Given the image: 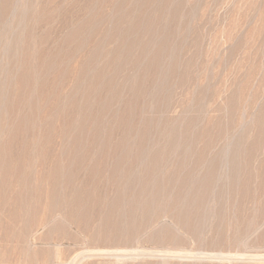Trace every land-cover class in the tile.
<instances>
[{"label":"rangeland","instance_id":"obj_1","mask_svg":"<svg viewBox=\"0 0 264 264\" xmlns=\"http://www.w3.org/2000/svg\"><path fill=\"white\" fill-rule=\"evenodd\" d=\"M7 1L8 12L0 15V54H5L0 55V161L10 163L0 168V264H264V0ZM160 156L170 162H197L200 167L204 163L202 170L213 164L214 183L187 192L180 206L175 200L179 188L171 185L166 190L161 187V204L152 210L131 209L127 203L121 205L124 210L112 209L121 193L118 187L126 180L114 177L115 161H164ZM60 160L65 181L80 185L84 178L83 187L90 180V194L99 195V205L88 207L89 216L77 218L74 224L69 209L52 213L47 222L40 215L33 220L26 209L17 213L14 201L35 204L38 197L23 185L31 177L17 182L15 166L28 170L34 164L22 161L48 167ZM237 161L242 164L239 181L233 180L232 164ZM110 219L119 221L114 232L109 230L112 222L108 227Z\"/></svg>","mask_w":264,"mask_h":264},{"label":"bare ground","instance_id":"obj_2","mask_svg":"<svg viewBox=\"0 0 264 264\" xmlns=\"http://www.w3.org/2000/svg\"><path fill=\"white\" fill-rule=\"evenodd\" d=\"M16 1V0H15ZM36 1V0H35ZM51 1V0H50ZM53 1V0H52ZM143 1V0H142ZM166 1V0H165ZM164 1V2H165ZM9 3H10V1H9ZM147 4V3H146ZM13 5V4H12ZM36 5V4H35ZM145 5V4H144ZM30 6V5H29ZM33 6V5H32ZM18 8V7H17ZM24 8V7H23ZM7 9H9V7H8V1L6 0H0V15H1V13H5V11H7ZM39 10H42V9H39ZM36 11V10H35ZM8 12V11H7ZM13 14V13H12ZM147 14H148V11H147ZM139 15V14H138ZM7 16V15H6ZM19 16V15H18ZM47 16V15H46ZM49 16V15H48ZM142 16V15H141ZM3 17V16H2ZM5 17V16H4ZM32 17V16H31ZM57 17V16H56ZM108 17V16H107ZM140 17V16H139ZM148 17V16H147ZM24 18V17H23ZM35 18V17H34ZM52 18V17H51ZM137 18V17H136ZM151 18V17H150ZM1 19H3V18H1ZM0 19V20H1ZM6 19V18H5ZM27 19V18H26ZM36 19V18H35ZM38 19V18H37ZM50 19V18H49ZM133 19V18H132ZM138 19V18H137ZM140 19V18H139ZM142 19V18H141ZM46 20V19H45ZM48 21V20H47ZM138 21V20H137ZM146 21V20H145ZM139 22H141V21H139ZM147 22V21H146ZM14 24H16V22L14 23ZM142 24V23H141ZM3 25V24H2ZM42 25V24H41ZM87 25V24H86ZM148 25V24H147ZM52 26V25H51ZM56 26V25H55ZM69 26V25H68ZM144 26V25H143ZM92 27V26H91ZM111 27V26H110ZM156 27V26H155ZM81 28V27H80ZM89 28V27H88ZM106 28H108V27H106ZM150 28V27H149ZM153 28V27H152ZM51 29V28H50ZM63 29H65V27L63 28ZM67 29V28H66ZM105 29V28H104ZM148 29V28H147ZM155 29V28H154ZM159 29V28H158ZM75 30V29H74ZM84 30V29H83ZM90 30V29H89ZM106 30V29H105ZM111 30H112V28H111ZM135 30V29H134ZM146 30V29H145ZM156 30V29H155ZM56 31V30H55ZM86 31V30H85ZM94 31V30H93ZM114 31V30H113ZM8 32V31H7ZM34 32V31H33ZM96 32V31H95ZM94 32V33H95ZM109 32V31H108ZM141 32H142V30H141ZM31 33V32H30ZM45 33H47V32H45ZM85 33V32H84ZM111 33H112V31H111ZM127 33V32H126ZM145 33V32H144ZM171 33V32H170ZM1 34V33H0ZM44 34V33H43ZM80 34V33H79ZM143 34V33H142ZM153 34V33H152ZM169 34V33H168ZM16 35V34H15ZM48 35V34H47ZM67 35H68V33H67ZM123 35V34H122ZM160 35V34H159ZM35 36V35H34ZM79 36H81V35H79ZM89 36V35H88ZM93 36V35H92ZM165 36V35H164ZM40 37V36H39ZM86 37V36H85ZM84 37V38H85ZM156 37V36H155ZM161 37V36H160ZM159 37V38H160ZM15 38H17V37H15ZM63 38V37H62ZM66 38V37H65ZM81 38V37H80ZM83 38V37H82ZM121 38V37H120ZM166 38H168V37H166ZM165 38V39H166ZM13 39V38H12ZM26 39H28V38H26ZM25 39V40H26ZM91 39V38H90ZM142 39H144V38H142ZM141 39V40H142ZM158 39V38H157ZM162 39V38H161ZM77 40V39H76ZM88 40V39H87ZM82 41V40H81ZM92 41V40H91ZM121 41V40H120ZM124 41V40H123ZM129 41V40H128ZM127 41V42H128ZM165 41H167V40H165ZM1 42H2V40H1ZM78 42V41H77ZM103 42H105V41H102V43ZM130 42V41H129ZM136 42V41H135ZM143 42V41H142ZM160 42H161V40H160ZM12 43V42H11ZM24 43V42H23ZM64 43V42H63ZM82 43V42H81ZM92 43V42H91ZM145 43H147V42H145ZM159 43V42H158ZM162 43V42H161ZM18 44V43H17ZM27 44V43H26ZM43 44V43H42ZM119 44V43H118ZM120 44H121V42H120ZM138 44V43H137ZM153 44V43H152ZM74 45H76V44H74ZM86 45V44H85ZM92 45H94V44H92ZM131 45H132V42H131ZM140 45V44H139ZM142 45V44H141ZM158 45V44H157ZM159 45H160V43H159ZM166 45V44H165ZM167 45H168V43H167ZM1 46V45H0ZM44 46V45H43ZM55 46V45H54ZM66 46V45H65ZM107 46V45H106ZM61 47V46H60ZM97 47H99V46H97ZM103 47V46H102ZM136 47V46H135ZM152 47V46H151ZM23 48H24V46H23ZM35 48V47H34ZM62 48V47H61ZM66 48H68V47H66ZM80 48V47H79ZM116 48H117V46H116ZM121 48V47H120ZM133 48V47H132ZM158 48V47H157ZM167 48V47H166ZM43 49V48H42ZM57 49H59V48H57ZM91 49H93V48H91ZM138 49V48H137ZM141 49H143V48H141ZM148 49V48H147ZM159 49H160V47H159ZM56 50V49H55ZM69 50H70V48H69ZM95 50V49H94ZM96 50H97V48H96ZM112 50V49H111ZM156 50H158V49H156ZM11 51V50H10ZM19 51V50H18ZM86 51V50H85ZM89 51V50H88ZM22 52H23V50H22ZM32 52V51H31ZM44 52V51H43ZM105 52V51H104ZM110 52V51H109ZM114 52H115V50H114ZM124 52V51H123ZM122 52V53H123ZM127 52H129V51H127ZM132 52V51H131ZM153 52V51H152ZM160 52V51H159ZM54 53V52H53ZM89 53V52H88ZM107 53V52H106ZM121 53V52H120ZM130 53V52H129ZM146 53V52H145ZM158 53V52H157ZM19 54V53H18ZM79 54V53H78ZM112 54V53H111ZM114 54V53H113ZM127 54V53H126ZM131 54V53H130ZM137 54V53H136ZM152 54V53H151ZM169 54V53H168ZM173 54V53H172ZM0 55H3V54H0ZM5 55V54H4ZM3 55V56H4ZM17 55V54H16ZM90 55V54H89ZM108 55H110V54H108ZM115 55V54H114ZM123 55V54H122ZM135 55V54H134ZM155 55V54H154ZM34 56V55H33ZM72 56V55H71ZM87 56V55H86ZM102 56V55H101ZM112 55H110V57H111ZM126 56V55H125ZM148 56H149V54H148ZM13 57V56H12ZM11 57V58H12ZM19 57V56H18ZM41 57V56H40ZM50 57V56H49ZM53 57V56H52ZM57 57V56H56ZM55 57V58H56ZM77 57V56H76ZM104 56H102V58H103ZM105 57H106V55H105ZM138 57H139V55H138ZM155 57V56H154ZM158 57V56H157ZM5 58V57H4ZM22 58V57H21ZM28 58H30V57H28ZM32 58V57H31ZM85 58V57H84ZM97 58V57H96ZM120 58V57H119ZM135 58H137V57H135ZM159 58V57H158ZM125 59V58H124ZM128 59V58H127ZM126 59V60H127ZM40 60V59H39ZM49 60V59H48ZM59 60V59H58ZM134 60V59H133ZM155 60H157V59H155ZM12 61V60H11ZM88 61V60H87ZM90 61V60H89ZM103 61V60H102ZM108 61V60H107ZM131 61V60H130ZM144 61V60H143ZM160 61V60H159ZM10 62V61H9ZM19 62V61H18ZM97 62V61H96ZM124 62V61H123ZM132 62V61H131ZM141 62V61H140ZM157 62V61H156ZM85 63V62H84ZM126 63V62H125ZM1 64V63H0ZM55 64V63H54ZM123 64V63H122ZM128 64H130V63H128ZM136 64V63H135ZM146 64V63H145ZM35 65V64H34ZM52 64H50V66H51ZM80 65V64H79ZM84 65V64H83ZM96 65V64H95ZM104 65V64H103ZM113 65V64H112ZM118 65V64H117ZM124 65V64H123ZM127 65V64H126ZM137 65V64H136ZM154 65V64H153ZM159 65V64H158ZM47 66V65H46ZM49 66V65H48ZM47 66V67H48ZM106 66V65H105ZM146 66V65H145ZM18 67V66H17ZM17 67H16V69H17ZM53 67V66H52ZM89 67V66H88ZM97 67V66H96ZM95 67V68H96ZM128 67H129V65H128ZM22 68V67H21ZM32 68V67H31ZM81 68V67H80ZM92 68V67H91ZM103 68V67H102ZM101 68V70H103ZM119 68V67H118ZM124 68V67H123ZM122 68V69H123ZM148 68H150V67H148ZM147 68V69H148ZM15 69V68H14ZM49 69V68H48ZM65 69V68H64ZM109 69V68H108ZM113 69H115V68H113ZM117 69V68H116ZM125 69V68H124ZM123 69V70H124ZM132 69H134V68H132ZM136 69V68H135ZM134 69V70H135ZM146 69V70H147ZM105 70V69H104ZM154 70V69H153ZM4 71V70H3ZM7 71H8V69H7ZM14 71V70H13ZM63 71H65V70H63ZM78 71V70H77ZM81 71V70H80ZM97 71V70H96ZM118 71H120V70H118ZM127 71V70H126ZM130 71V70H129ZM148 71V70H147ZM5 72V71H4ZM98 72V71H97ZM101 72V71H100ZM156 72V71H155ZM8 73V72H7ZM65 73V72H64ZM78 73V72H77ZM93 73V72H92ZM107 73V72H106ZM121 73V72H120ZM126 73V72H125ZM140 73V72H139ZM148 73V72H147ZM162 73V72H161ZM16 74V73H15ZM97 74V73H96ZM104 74V73H103ZM102 74V75H103ZM118 74V73H117ZM157 74H159L158 72H157ZM7 75V74H6ZM13 75V74H12ZM11 75V76H12ZM86 75V74H85ZM100 75H101V73H100ZM140 75V74H139ZM151 75V74H150ZM64 76V75H63ZM124 76V75H123ZM130 76H132V75H130ZM129 76V77H130ZM148 76H149V74H148ZM89 77V76H88ZM98 77V76H97ZM106 77V76H105ZM118 77V76H117ZM137 77V76H136ZM141 77V76H140ZM13 78H14V76H13ZM62 78H64V77H62ZM100 78V77H99ZM131 78V77H130ZM153 78V77H152ZM151 78V79H152ZM15 79V78H14ZM98 79V78H97ZM107 79V78H106ZM124 79V78H123ZM122 79V80H123ZM139 79V78H138ZM162 79V78H161ZM9 80V79H8ZM57 80V79H56ZM60 80V79H59ZM65 80V79H64ZM79 80H81L80 78H79ZM103 80V79H102ZM121 80V81H122ZM140 80V79H139ZM148 80V79H147ZM164 80V79H163ZM162 80V81H163ZM46 81V80H45ZM82 81V80H81ZM98 81V80H97ZM101 81V80H100ZM120 81V80H119ZM136 81V80H135ZM151 81V80H150ZM52 82H53V80H52ZM85 82H86V80H85ZM114 82V81H113ZM130 82V81H129ZM147 82V81H146ZM161 82V81H160ZM165 82V81H164ZM163 82V83H164ZM57 83H58V80H57ZM91 83V82H90ZM117 83V82H116ZM121 83V82H120ZM126 83V82H125ZM155 83V82H154ZM159 83V82H158ZM157 83V84H158ZM56 84V83H55ZM78 84H79V82H78ZM144 84H145V82H144ZM147 84H148V82H147ZM161 84H162V82H161ZM171 84V83H170ZM19 85V84H18ZM60 85V84H59ZM97 85V84H96ZM95 85V86H96ZM117 85V84H116ZM124 85H126V84H124ZM137 85V84H136ZM152 85V84H151ZM158 85H160V84H158ZM20 86V85H19ZM85 86V85H84ZM170 86V85H169ZM10 87V86H9ZM58 87V86H57ZM88 87V86H87ZM86 87V88H87ZM117 87V86H116ZM171 87V86H170ZM14 88V87H13ZM48 88V87H47ZM79 88V87H78ZM125 88V87H124ZM139 88V87H138ZM151 88V87H150ZM159 88V87H158ZM68 88H66V90H67ZM83 89V88H82ZM101 89V88H100ZM99 89V90H100ZM143 89V88H142ZM153 89V88H152ZM18 90V89H17ZM55 90V89H54ZM61 90V89H60ZM98 90V89H97ZM136 90V89H135ZM145 90V89H144ZM154 90V89H153ZM6 91V90H5ZM29 91V90H28ZM83 91V90H82ZM107 91V90H106ZM111 91V90H110ZM172 91V90H171ZM59 92V91H58ZM58 92L56 93V94H58ZM66 92V91H65ZM86 92H88V91H86ZM95 92H96V88H95ZM95 92H92V93H94L95 94ZM103 92V91H102ZM101 92V93H102ZM114 92H116V91H114ZM128 92H129V89H128ZM130 92H132V91H130ZM134 92V91H133ZM155 92V91H154ZM162 92V91H161ZM169 92H170V90H169ZM61 93V92H60ZM64 93V92H63ZM77 93V92H76ZM127 93V92H126ZM139 93V92H138ZM74 94V93H73ZM72 94V95H73ZM82 94V93H81ZM107 94V93H106ZM105 94V95H106ZM117 94V93H116ZM120 94V93H119ZM159 94V93H158ZM162 94V93H161ZM59 95V94H58ZM62 95V94H61ZM92 95V94H91ZM99 95H100V93H99ZM128 95V94H127ZM132 95V94H131ZM135 95V94H134ZM169 95H170V93H169ZM80 96V95H79ZM97 96V95H96ZM101 96H102V94H101ZM159 96H161V95H159ZM8 97V96H7ZM46 97V96H45ZM90 97V96H89ZM92 97V96H91ZM117 97V96H116ZM133 97V96H132ZM132 97H131V99H132ZM136 97V96H135ZM138 97V96H137ZM147 97V96H146ZM78 98V97H77ZM86 98V97H85ZM128 98V97H127ZM90 99V98H89ZM110 99V98H109ZM170 99V98H169ZM169 99H166V100H169ZM2 100V99H1ZM60 100V99H59ZM72 100V99H71ZM76 100H78V99H76ZM88 100V99H87ZM162 100H163V98H162ZM3 101V100H2ZM74 101V100H73ZM94 101V100H93ZM92 101V102H93ZM102 101V100H101ZM110 101V100H109ZM130 101V100H129ZM144 101V100H143ZM153 101V100H152ZM32 102V101H31ZM62 102H63V100H62ZM107 102V101H106ZM128 102V101H127ZM141 102V101H140ZM162 102V101H161ZM86 103H88V102H86ZM95 103V102H94ZM101 103V102H100ZM165 103H167V102H165ZM5 104V103H4ZM60 104V103H59ZM64 104V103H63ZM73 104H74V102H73ZM82 104V103H81ZM96 104V103H95ZM103 104V103H102ZM111 104H112V102H111ZM119 104V103H118ZM121 104V103H120ZM142 104V103H141ZM141 104H139V105H141ZM68 105V104H67ZM76 105H78V104H76ZM87 105V104H86ZM97 105H99V104H97ZM108 105H109V103H108ZM123 105V104H122ZM125 105V104H124ZM146 105V104H145ZM149 105V104H148ZM163 105V104H162ZM171 105V104H170ZM62 106V105H61ZM60 106V107H61ZM153 106V105H152ZM44 107V106H43ZM68 107V106H67ZM90 107V106H89ZM96 107V106H95ZM4 108V107H3ZM26 108V107H25ZM47 108V107H46ZM87 108V107H86ZM117 108V107H116ZM120 108V107H119ZM76 109H77V107H76ZM97 109V108H96ZM99 109H101L102 110V108H99ZM136 109V108H135ZM138 109V108H137ZM163 109V108H162ZM6 110V109H5ZM4 110V111H5ZM22 110V109H21ZM69 110V109H68ZM72 110V109H71ZM70 110V111H71ZM83 110H86L85 108H83ZM119 110V109H118ZM150 110V109H149ZM152 110V109H151ZM23 111V110H22ZM65 111V110H64ZM99 111V110H98ZM112 111V110H111ZM62 112H63V109H62ZM93 112H94V110H93ZM140 112V111H139ZM145 112H147V111H145ZM160 112V111H159ZM5 113V112H4ZM64 113V112H63ZM67 113V112H66ZM73 114H74V112H72ZM83 113V112H82ZM96 113V112H95ZM99 113H101V112H99ZM149 113V112H148ZM165 113H166V111H165ZM57 114V113H56ZM69 114H71L70 112H69ZM94 114V113H93ZM127 114V113H126ZM135 114V113H134ZM145 114V113H144ZM62 115V114H61ZM81 115V114H80ZM115 115V114H114ZM151 115V114H150ZM258 115V114H257ZM26 116V115H25ZM90 116V115H89ZM102 116H104V114L102 115ZM124 116V115H123ZM134 116V115H133ZM167 116V115H166ZM24 117V116H23ZM22 117V118H23ZM61 117V116H60ZM60 117H59V119H60ZM69 117V116H68ZM76 117V116H75ZM100 117V116H99ZM106 117V116H105ZM115 117V116H114ZM147 117V116H146ZM158 117V116H157ZM67 118V117H66ZM111 118V117H110ZM131 118V117H130ZM169 118V117H168ZM43 119V118H42ZM102 119V118H101ZM137 119V118H136ZM170 119V118H169ZM172 119V118H171ZM18 120V119H17ZM26 120V119H25ZM100 120V119H99ZM110 120V119H109ZM109 120H107V121H109ZM157 120H159L158 118H157ZM168 120V119H167ZM23 121V120H22ZM98 121V120H97ZM106 121V119L104 120V122ZM117 121V120H116ZM171 121V120H170ZM169 121V122H170ZM173 121V120H172ZM171 121V122H172ZM175 121H177V120H175ZM174 121V122H175ZM56 122V121H55ZM95 122V121H94ZM155 122H156V120H155ZM173 122V123H174ZM178 122V121H177ZM177 122H176V125L175 126H177ZM194 122V121H193ZM32 123V122H31ZM76 123V122H75ZM78 123V122H77ZM103 123V122H102ZM113 123V122H112ZM154 123V122H153ZM157 123V122H156ZM192 123V122H191ZM104 124V123H103ZM102 124V125H103ZM126 124V123H125ZM133 124V123H132ZM163 124V123H162ZM166 124V123H165ZM66 125V124H65ZM64 125V126H65ZM88 125H89V123H88ZM95 125V124H94ZM101 125V127H103ZM111 125V124H110ZM116 125V124H115ZM142 125V124H141ZM179 125V124H178ZM187 125V124H186ZM32 126V125H31ZM78 126V125H77ZM150 126V125H149ZM156 126V125H155ZM165 126V125H164ZM173 126V125H172ZM49 127V126H48ZM66 127V126H65ZM86 127V126H85ZM138 127V126H137ZM174 127V126H173ZM63 128V127H62ZM90 128V127H89ZM99 128V127H98ZM48 129V128H47ZM64 129V128H63ZM112 129V128H111ZM126 129V128H125ZM137 129V128H136ZM173 129V128H172ZM175 129V128H174ZM68 130V129H67ZM70 130V129H69ZM120 130V129H119ZM122 130V129H121ZM142 130H143V128H142ZM159 130H160V128H159ZM186 130V129H185ZM185 130H183V131H185ZM188 130V129H187ZM5 131V130H4ZM77 131V130H76ZM104 131V130H103ZM108 131V130H107ZM109 131H110V129H109ZM108 131V132H109ZM115 131V130H114ZM123 131V130H122ZM173 131V130H172ZM181 131V130H180ZM1 132V131H0ZM63 132V131H62ZM67 132V131H66ZM71 132V131H70ZM134 132V131H133ZM164 132H165V130H164ZM144 133V132H143ZM167 133V132H166ZM61 134V133H60ZM64 134V133H63ZM69 134V133H68ZM67 134V135H68ZM141 134V133H140ZM163 134V133H162ZM170 134V133H169ZM4 135V134H3ZM81 135V134H80ZM99 135V134H98ZM109 135V134H108ZM138 135V134H137ZM144 135V134H143ZM165 135V134H164ZM168 135V134H167ZM174 135V134H173ZM62 136V135H61ZM126 136H127V138H129V136L126 134ZM175 136V135H174ZM183 136V135H182ZM194 136V135H193ZM84 137V136H83ZM120 137V136H119ZM138 137V136H137ZM171 137V136H170ZM178 137V136H177ZM184 137V136H183ZM197 137V136H196ZM231 137V136H230ZM235 137V136H234ZM142 138V137H141ZM144 138V137H143ZM173 138V137H172ZM81 139V138H80ZM93 139V138H92ZM121 139V138H120ZM124 139V138H123ZM168 139V138H167ZM177 139V138H176ZM175 139V140H176ZM98 140V139H97ZM144 140V139H143ZM143 140H141V141H143ZM160 140V139H159ZM178 140V139H177ZM185 140H187V139H185ZM50 141V140H49ZM117 141V140H116ZM140 141V140H139ZM164 141V140H163ZM192 141H193V139H192ZM25 142V141H24ZM72 142H74V141H72ZM81 142V141H80ZM113 142V141H112ZM123 142H124V140H123ZM165 142V141H164ZM167 142V141H166ZM173 142V141H172ZM239 142V141H238ZM47 143V142H46ZM50 143V142H49ZM131 143V142H130ZM135 143V142H134ZM168 143H170V142H168ZM168 143H165V144H168ZM181 143V142H180ZM72 144V143H71ZM76 144V143H75ZM81 144V143H80ZM112 144V143H111ZM126 144V143H125ZM141 144V143H140ZM144 144V143H143ZM160 144H162V143H160ZM177 144V143H176ZM142 145V144H141ZM173 145V144H172ZM232 145V144H231ZM137 146H139L138 144H137ZM161 146V145H160ZM166 146V145H165ZM173 146H175V145H173ZM184 146V145H183ZM230 146V145H229ZM23 147V146H22ZM51 147H52V145H51ZM122 147V149L124 148L123 147V145L121 146ZM142 147H144V146H142ZM181 147H182V144H181ZM78 148V147H77ZM111 148V147H110ZM163 148H165L164 146H163ZM191 148V147H190ZM5 149V148H4ZM80 149V148H79ZM121 149V150H122ZM133 149H134V147H133ZM137 150H138V147L136 148ZM167 149V148H166ZM178 149V148H177ZM78 150V149H77ZM76 150V151H77ZM100 150V149H99ZM121 150H120V152H121ZM136 150V151H137ZM159 150V149H158ZM161 150V149H160ZM180 150V149H179ZM230 150V149H229ZM233 150V149H232ZM61 151H63V150H61ZM110 151V150H109ZM128 151V150H127ZM126 151V152H127ZM164 152L166 151V150H163ZM173 151V150H172ZM172 151H170V152H172ZM184 151V150H183ZM235 151V150H234ZM15 152V151H14ZM19 153H20V151H18ZM118 152V151H117ZM120 152H119V154H120ZM156 152H158V151H156ZM175 152V151H174ZM197 152V151H196ZM219 152H221V151H219ZM230 152V151H229ZM228 152V153H229ZM28 153V152H27ZM63 153V152H62ZM75 153V152H74ZM82 153V152H81ZM123 153V152H122ZM125 153V152H124ZM124 153H123V155H124ZM152 153V152H151ZM159 153H160V151H159ZM163 153V152H162ZM176 153V152H175ZM178 153V152H177ZM195 153V152H194ZM225 153V152H224ZM6 154V153H5ZM15 154V153H14ZM138 154V153H137ZM141 154V153H140ZM145 154V153H144ZM146 154H147V152H146ZM154 154V153H153ZM174 154V153H173ZM18 155V154H17ZM129 155H130V153H129ZM159 155V154H158ZM166 155V154H165ZM177 155V154H176ZM121 156V155H120ZM119 156V157H120ZM131 156V155H130ZM156 156V155H155ZM183 156V155H182ZM181 156V157H182ZM115 157V156H114ZM113 157V158H114ZM128 157V156H127ZM141 157V156H140ZM152 157V156H151ZM166 157V156H165ZM178 157V156H177ZM176 157V158H177ZM23 158V157H22ZM61 158V157H60ZM169 158H170V156H169ZM175 158V157H174ZM199 158V157H198ZM16 159H18V158H16ZM26 159V158H25ZM63 158H61V160H62ZM139 159V158H138ZM143 159V158H142ZM142 159H141V161H115V166H114V172L112 171V173H113V175H115L114 177H117L119 180L121 179H123V180H125V184H123L122 182L123 181H121L120 183L121 184H123V186H117L118 187V189L120 190V192L121 193H119V194H117V193H115V194H117V195H119V198L118 199H116V200H114L111 204V207H112V209H114V208H119V207H121L123 210L125 209L124 207L126 206L125 204L127 203V204H130V207L129 208H131L132 209V207H134V208H136L137 210H138V208L140 207V208H145V209H151L152 207L154 208V206H155V204H157L158 202H160L161 201V199H162V197H161V193H160V191H161V187H171V185H173L174 187H173V189L174 190H176V188L178 189V191L177 192H179V195H177L178 196V199H180V200H178V199H175V200H177L176 202L178 203L179 202V206H180V202L183 200V199H185L186 198V193L187 192H190L192 189H195V188H198V186H200V185H203V186H205L204 188L206 189H208V186H210L211 184H212V182H213V180H214V178H216V174H215V168H214V166L215 165H213V164H210V165H208V166H206V168H205V170H202L205 166H203V165H206V164H204L203 163V165H201V167L200 166H196V164H197V162H196V164L194 165L193 163H192V161H191V163H188V161H177V162H170V161H166V160H164V158L162 157V156H160V159L162 160H164V161H149V160H145V161H142ZM203 159V158H202ZM28 160V159H27ZM55 160V159H54ZM54 161L53 163H52V161H51V165H49L48 167L47 166H45V167H40L39 166V164H38V161H22V162H26V164H29V166H30V164L32 163V164H34V167L32 168V169H30L31 168V166H30V170L28 171V170H25L24 169V167L27 169L28 168V166H24V167H19V165L18 166H15V169L14 168H12V169H14L15 170V172H14V176H17V182L18 183H22V180H23V178H24V180L26 179V178H29V177H31L30 178V182H28V181H25L24 183H23V185H25L24 187L26 188V189H28V191L30 192V195L32 196V197H38V201H37V203H33V201H31V200H26L25 201V203H18V205H16L17 204V202H15L13 199V201H14V206H15V211H17V213L18 212H20L21 210H23V209H26V212H29V215H31V218L33 219V220H36V218H37V216L38 215H40V217H41V220L42 219H45L46 218V222L49 220V216H51L52 215V213H55L56 211H61L62 210V212H63V210H70V211H68V217L70 216V218L71 217H74L73 218V221H72V223L74 224V220H77V218L78 219H80L81 218V216H83V217H87V216H89L88 214L90 213V211H89V209H88V207H90V209L92 208V206L93 205H96V203L98 204V197L97 196H99V195H95V193L96 192H94V193H92V194H90V188H92V182H90V180H89V178H88V180H89V183L90 184H88L87 183V185L86 186H80L82 183V180L84 179V178H82V180H80L79 181V183H80V185L78 184L77 185V183L76 184H71L70 185V182H69V180L68 181H65V177H62L63 176V172L65 171V168H63L64 167V165H62V162L63 161ZM175 160V159H174ZM177 160V159H176ZM220 160V159H219ZM13 161V160H12ZM9 163H10V161H8ZM8 162L7 161H0V168H3L4 167V165L5 164H8ZM41 162H43V161H41ZM44 162H47V161H44ZM44 162L42 163L43 165H44ZM50 162V161H49ZM74 162V161H73ZM94 162V161H93ZM104 162V161H103ZM114 162V161H113ZM190 162V161H189ZM194 162V161H193ZM65 163V162H64ZM63 163V164H64ZM66 163H67V161H66ZM68 163H69V161H68ZM91 163V162H90ZM90 163H87V165L89 166V164ZM199 163V162H198ZM206 163V162H205ZM17 163H15V165H16ZM50 164V163H49ZM71 165H72V161H71V163H70ZM69 164V165H70ZM83 164H84V162H83ZM96 164V163H95ZM102 164V163H101ZM100 164V165H101ZM218 164V163H217ZM227 164V163H226ZM47 165V164H46ZM76 165H77V163H76ZM86 165V166H87ZM104 165V164H103ZM112 165H113V163H112ZM197 165H199V164H197ZM241 162H234L233 164H232V169H233V174H234V177H233V180H238L239 181V179H240V170H241ZM245 165V164H244ZM21 166V165H20ZM23 166V165H22ZM68 166V165H67ZM67 166H65V167H67ZM72 166H74V165H72ZM72 166H70L69 168H71ZM95 166V165H94ZM111 166V165H110ZM223 166V165H222ZM249 166V165H248ZM82 167V166H81ZM106 167H108V166H106ZM9 168V167H8ZM10 168H11V165H10ZM69 168H67V169H69ZM87 168V167H86ZM90 168V167H89ZM113 168V167H112ZM63 169H64V171H63ZM79 169V168H78ZM97 169H98V166H97ZM102 169H103V167H102ZM110 169V168H109ZM118 169H120V170H118ZM1 170V169H0ZM3 170V169H2ZM72 170V169H71ZM89 170H91V169H89ZM95 170V169H94ZM111 170H113V169H111ZM261 170V169H260ZM9 171V170H8ZM11 171V170H10ZM68 171V170H67ZM66 171V172H67ZM73 171V170H72ZM93 171V170H92ZM101 171V170H100ZM200 171H203V172H200ZM250 171V170H249ZM256 171V170H255ZM69 172V171H68ZM87 172V171H86ZM99 171H97L96 173H98ZM5 173H7V170H5ZM75 173V172H74ZM93 173V172H92ZM109 173V172H108ZM108 173H106L105 174V176L108 174ZM2 174V173H1ZM68 174V173H67ZM69 174H70V172H69ZM68 174V175H69ZM77 174V173H76ZM79 174V173H78ZM89 174V173H88ZM90 174H91V172H90ZM99 174H100V172H99ZM102 174V173H101ZM221 174V173H220ZM249 174H251V173H249ZM66 175V174H65ZM110 175H112V174H110ZM112 175V176H113ZM82 176H83V173H82ZM91 176V175H90ZM96 176H97V174H96ZM221 176V175H220ZM9 177V176H8ZM12 177V176H11ZM66 177H68L67 175H66ZM73 176H72V174H71V178H72ZM88 177V176H87ZM64 178V179H63ZM74 178V177H73ZM78 178V177H77ZM92 178V177H91ZM99 178V177H98ZM104 178V177H103ZM102 178V179H103ZM106 178V177H105ZM109 178H112V177H109L108 176V179ZM116 178V179H117ZM218 178V177H217ZM75 179V178H74ZM73 179V180H74ZM79 179H81V176H79ZM78 179V180H79ZM94 179V178H93ZM92 179V180H93ZM100 179H101V177H100ZM99 179V180H100ZM107 179V178H106ZM107 179V180H108ZM115 179V180H116ZM255 179H257V176H256V178ZM15 180V181H16ZM23 180V181H24ZM33 180V181H32ZM87 179L85 178V181H86ZM87 180V181H88ZM91 180V181H92ZM104 180V179H103ZM103 180H101V181H103ZM106 180V182H107V184H109V181H107ZM119 180H117V182H115V183H118V181ZM7 181V180H6ZM70 181H71V179H70ZM76 180H74V182H75ZM84 181V182H85ZM100 181V182H101ZM111 181H112V179H111ZM217 181V180H216ZM10 182V181H9ZM77 182V181H76ZM83 182V183H84ZM95 182V181H94ZM105 182V183H106ZM255 182H256V180H255ZM17 183V184H18ZM96 183H99V182H96ZM102 183H104V182H102ZM101 183V184H102ZM112 183V182H111ZM113 183H114V180H113ZM169 183V186H167V184ZM174 183V184H173ZM214 183V182H213ZM239 183V182H238ZM86 184V183H85ZM120 184V185H121ZM5 185H6V183H5ZM83 185V184H82ZM96 186V185H95ZM97 186H99V185H97ZM103 186V185H102ZM114 186H116V185H114ZM114 186H112V187H114ZM253 186H255V185H253ZM110 187V186H109ZM256 187V186H255ZM98 187H95L94 189L96 190ZM100 188H101V186H100ZM99 188V189H100ZM105 188V187H104ZM116 188V187H115ZM251 188V187H250ZM117 188H116V190H118ZM165 190H166V188H164ZM164 189H163V191H164ZM259 189H260V187H259ZM110 190V189H109ZM112 190H113V188H112ZM115 190V191H116ZM167 190H169V189H167ZM170 190H172L171 188H170ZM197 190V189H196ZM254 190H255V188H254ZM16 191V190H15ZM114 191V192H115ZM184 191H186L185 193H184ZM257 191V190H256ZM100 192V191H99ZM107 192V191H106ZM110 192V191H109ZM162 192V191H161ZM167 192V191H166ZM173 192V191H172ZM175 192V191H174ZM192 192V191H191ZM255 192V191H254ZM98 193V192H97ZM103 193V192H102ZM201 193V192H200ZM106 194V193H105ZM104 194V195H105ZM188 194V193H187ZM207 194V193H206ZM164 195V194H163ZM175 195V194H174ZM195 195V194H194ZM202 195V194H201ZM251 195V194H250ZM2 196V195H1ZM21 196V195H20ZM94 196H96V197H94ZM168 196H169V194H168ZM176 196V197H177ZM211 196V195H210ZM160 197H161V199H160ZM172 197V196H171ZM174 197V196H173ZM198 197H199V195H198ZM204 197V196H203ZM252 197H253V195H252ZM11 198V197H10ZM96 198H98V199H96ZM103 198V197H102ZM107 198H108V196H107ZM170 198V197H169ZM254 198V197H253ZM257 198V197H256ZM25 199H26V196H25ZM101 199V198H100ZM109 199H112V198H109ZM249 199V198H248ZM34 200V199H33ZM104 200V199H103ZM103 200L101 199V201L103 202ZM160 200V201H159ZM165 200V199H164ZM170 200V199H169ZM171 200H172V198H171ZM194 200V199H193ZM196 200H197V198H196ZM261 200V199H260ZM4 202H5V200H3ZM107 201H109V200H106V202L105 203H107ZM255 201V200H254ZM263 201V200H262ZM164 201H162V203H163ZM175 202V203H176ZM190 202V201H189ZM199 202V201H198ZM202 202V201H201ZM2 203V202H1ZM183 203V202H182ZM192 203V202H191ZM190 203V204H191ZM206 203V202H205ZM160 204H161V202H160ZM164 204V203H163ZM170 204V203H169ZM174 204V203H173ZM185 204V203H184ZM183 204V206H185V205H187V203L184 205ZM99 205V204H98ZM121 205H124V207L123 206H121ZM157 205H159V204H157ZM175 205H177V204H175ZM182 205V204H181ZM192 205V204H191ZM6 206V205H5ZM13 206V207H14ZM166 206V205H165ZM178 206V207H179ZM188 206V205H187ZM264 206V205H263ZM10 208L12 207V206H9ZM96 207V206H95ZM104 207V206H103ZM157 207V206H156ZM106 208V207H105ZM163 208H164V206H163ZM180 208V207H179ZM186 208V207H185ZM12 209V208H11ZM161 209V208H160ZM190 209V208H189ZM207 209V208H206ZM122 210V211H123ZM140 210V212H141V209H139ZM152 210V209H151ZM156 210V209H155ZM169 210V209H168ZM167 210V211H168ZM177 210V209H176ZM181 210V209H180ZM187 210V209H186ZM185 210V211H186ZM200 210V209H199ZM204 210V209H203ZM25 211V210H24ZM94 211V210H93ZM104 211V210H103ZM121 211V212H122ZM130 211V210H129ZM129 211H128V213H129ZM146 211V210H145ZM148 211V210H147ZM159 211V210H158ZM181 211H183L182 213H184V208H183V210H181ZM180 211V212H181ZM206 211V210H205ZM110 213H111V211H109ZM109 212H106L107 214L109 213ZM125 212H126V210H125ZM125 212H122L123 214L125 213ZM142 212H143V210H142ZM141 212V213H142ZM152 212V211H151ZM262 212V211H261ZM67 213V212H66ZM64 214L65 215V217H66V215L67 214ZM76 214V215H74V214ZM161 213V212H160ZM186 213V212H185ZM73 214V215H72ZM100 214H103L102 212L100 213ZM115 214V213H114ZM130 214H132V213H130ZM148 214V213H147ZM151 214V213H150ZM92 215V214H91ZM95 215V214H94ZM93 215V216H94ZM104 215H105V213H104ZM110 215V214H109ZM112 216H113V212H112V214H111ZM124 215H127V214H124ZM137 215V214H136ZM157 215V214H156ZM173 215V214H172ZM184 215V214H183ZM233 215V214H232ZM63 216V215H62ZM107 216V215H106ZM122 216V215H121ZM127 216H129V214L127 215ZM176 216V215H175ZM198 216V215H197ZM110 217V216H109ZM119 217V216H118ZM124 217V216H123ZM126 217V216H125ZM161 217V216H160ZM162 217H163V215H162ZM171 217V216H170ZM186 217V216H185ZM260 217V216H259ZM47 218H48V220H47ZM104 219V217H101V219ZM110 218H112V217H110ZM146 218H148V217H146ZM153 218V217H152ZM159 218V217H158ZM31 219V220H32ZM85 219V218H84ZM83 219V220H84ZM100 219V218H99ZM100 219V220H101ZM109 219V218H108ZM130 219V218H129ZM132 219H133V217H132ZM132 219L130 220V221H132ZM160 219V218H159ZM187 219V218H186ZM32 220V221H33ZM68 220H69V218H68ZM115 220V219H114ZM120 220V219H119ZM126 220H127V218H126ZM125 220V221H126ZM135 221H136V219H134ZM253 220V219H252ZM260 220V219H259ZM44 221L45 220H43V223H44ZM85 221V220H84ZM95 221V220H94ZM144 220H142V222H143ZM149 221V220H148ZM150 221H151V219H150ZM166 221V220H165ZM190 221V220H189ZM196 221V220H195ZM46 222L44 223V226L46 225ZM61 222V221H60ZM110 222H112V228L110 229L109 228V230H112L113 232L115 231L114 229H116V227H119V221H117V222H113L112 221V219H110L109 220V225H108V227H110ZM128 222V221H127ZM154 222V221H153ZM28 223H29V221H28ZM38 223V222H37ZM41 225H42V223L41 222H39ZM58 223V222H57ZM70 223V222H69ZM133 223V222H132ZM131 222H130V224H132ZM139 223V222H138ZM141 223V222H140ZM34 222H33V227H34ZM39 224V225H40ZM60 224V223H59ZM107 224V223H106ZM166 224V223H165ZM174 224V223H173ZM201 224V223H200ZM207 224V223H206ZM231 224V223H230ZM40 225V226H41ZM86 225V224H85ZM147 225V224H146ZM151 225V224H150ZM202 225V224H201ZM35 226H38V225H35ZM43 226V225H42ZM78 226H80V225H78ZM103 226V225H102ZM135 226V225H134ZM165 226V225H164ZM175 226H176V224H175ZM199 226V225H198ZM88 227V226H87ZM145 227H147V226H145ZM169 227V226H168ZM171 227V226H170ZM185 227L186 226H184V229H185ZM208 227V226H207ZM255 227V226H254ZM39 228V227H38ZM40 228H42V227H40ZM53 228H54V226H53ZM142 228V227H141ZM156 228V227H155ZM167 228V227H166ZM189 228V227H188ZM84 229V228H83ZM87 229V228H86ZM85 229V230H86ZM118 229V228H117ZM154 229V228H153ZM199 229H200V227H199ZM38 230V229H37ZM53 230V229H52ZM108 230V229H107ZM119 230L121 231L119 234L121 235L122 234V229L121 228H119ZM156 230H158V229H156ZM167 230V229H166ZM168 230H171L170 228L168 229ZM187 230V229H186ZM50 231V230H49ZM63 231V230H62ZM72 231V230H71ZM81 231H83L82 229H81ZM103 231V230H102ZM142 231V230H141ZM161 231V230H160ZM233 231V230H232ZM88 232V231H87ZM107 232V231H106ZM117 232V231H116ZM162 232V231H161ZM190 232V231H189ZM197 232V231H196ZM215 232V231H214ZM4 233V232H3ZM95 233H96V231H95ZM99 233H100V231H99ZM110 233V232H109ZM174 233V232H173ZM175 233H177V232H175ZM186 233V232H185ZM184 233V234H185ZM202 233V232H201ZM59 234V233H58ZM107 234V233H106ZM111 234V233H110ZM113 234V233H112ZM115 234V233H114ZM178 234V233H177ZM180 234V233H179ZM228 234H229V232H228ZM99 235V234H98ZM100 235H101V233H100ZM108 235V234H107ZM154 235V234H153ZM206 235H207V233H206ZM94 236V235H93ZM102 236V235H101ZM109 236V235H108ZM107 236V237H108ZM147 236V235H146ZM193 236V235H192ZM51 237V236H50ZM87 237V236H86ZM98 237H100V236H98ZM105 237H106V235H105ZM105 237H104V241L106 240L105 239ZM125 237V236H124ZM148 237H150V236H148ZM65 238V237H64ZM73 238V237H72ZM101 238V237H100ZM109 238V237H108ZM127 238V237H126ZM176 238V237H175ZM184 238V237H183ZM192 238V237H191ZM234 238V237H233ZM245 238V237H244ZM244 238H242V240L244 239ZM255 238V237H254ZM239 239V238H238ZM93 240H95V239H93ZM101 240V239H100ZM111 240H112V238H111ZM144 240V239H143ZM247 240H249V239H247ZM108 241H109V239H108ZM161 241V240H160ZM168 241V240H167ZM201 241V240H200ZM225 241V240H224ZM235 241V240H234ZM145 242V241H144ZM219 242V241H218ZM238 242V241H237ZM100 243V242H99ZM147 243V242H146ZM103 244V243H102ZM101 244V245H102ZM109 244H111V243H109ZM161 244V243H160ZM211 244V243H210ZM215 244V243H214ZM248 244V243H247ZM103 245H105V244H103ZM112 245V244H111ZM110 245V246H111ZM122 245V244H121ZM126 245H127V243H126ZM217 245V244H216ZM239 245V244H238ZM241 245V244H240ZM239 245V246H240ZM245 245H246V243H245ZM261 245V244H260ZM97 246V245H96ZM107 246H108V243H107ZM116 246V245H115ZM133 246V245H132ZM215 246V245H214ZM214 246H212V247H214ZM252 246V245H251ZM257 246V245H256ZM119 247V246H118ZM238 247V246H237ZM134 248V247H133ZM215 248V247H214ZM242 248V247H241ZM122 249H124V248H122ZM145 249V248H144ZM169 249V248H168ZM212 249V248H211ZM240 249V248H239ZM238 249V250H239ZM250 249V248H249ZM99 250V249H98ZM108 250V249H107ZM106 250V251H107ZM110 250V249H109ZM216 250V249H215ZM263 250V249H262ZM143 251V250H142ZM157 251V250H156ZM210 251V250H209ZM217 251V250H216ZM235 251H236V249H235ZM235 251H233L234 253H235ZM258 251V250H257ZM261 251V250H260ZM47 252V251H46ZM60 252V251H59ZM102 252V251H101ZM141 252V251H140ZM163 252V251H162ZM220 252H222V251H220ZM99 253V252H98ZM108 253V252H107ZM111 253V252H110ZM109 253V255H111ZM131 253V252H130ZM157 253V252H156ZM169 253V252H168ZM167 253V254H168ZM184 253V252H183ZM213 253V252H212ZM258 253V252H257ZM261 253V252H260ZM45 254V253H44ZM100 254H102V253H100ZM105 254V253H104ZM129 254V253H128ZM207 254V253H206ZM205 254V255H206ZM227 254V253H226ZM235 254H237V253H235ZM241 254V253H240ZM239 254V255H240ZM59 255V254H58ZM95 255H96V252H95ZM106 255V254H105ZM108 255V254H107ZM145 255V254H144ZM147 255V254H146ZM151 255V254H150ZM184 255V254H183ZM194 255V254H193ZM208 255V254H207ZM206 255V256H207ZM210 255V254H209ZM211 255H213V254H211ZM216 254H214L213 256H215ZM258 255V254H257ZM90 256V255H89ZM102 256V255H101ZM120 256H122V255H120ZM127 256V255H126ZM186 256V255H185ZM195 256V255H194ZM225 256V255H224ZM242 256V255H241ZM244 256V255H243ZM262 256V255H261ZM59 257V256H58ZM78 257V256H77ZM151 257H152V255H151ZM162 257V256H161ZM219 257V256H218ZM221 257V256H220ZM219 257V258H220ZM223 257V256H222ZM228 257V256H227ZM257 257V256H256ZM61 258V257H60ZM89 258V257H88ZM229 258V257H228ZM242 258V257H241ZM245 258V257H244ZM253 258H254V256H253ZM252 258V259H253ZM78 259V258H77ZM76 259V260H77ZM91 259V258H90ZM122 259V258H121ZM230 259V258H229ZM238 259H239V257H238ZM237 259V260H238ZM125 260V259H124ZM131 260V259H130ZM220 260V259H219ZM228 260V259H227ZM240 260V259H239ZM242 260V259H241ZM247 260V259H246ZM80 261V260H79ZM263 261V260H262ZM119 262V261H118ZM220 262V261H219ZM222 262V261H221ZM227 262V261H226ZM252 262V261H251ZM62 263V262H61ZM74 263H75V261H74ZM247 263V262H246ZM66 264V263H65ZM69 264V263H68ZM116 264V263H115ZM229 264V263H228Z\"/></svg>","mask_w":264,"mask_h":264}]
</instances>
